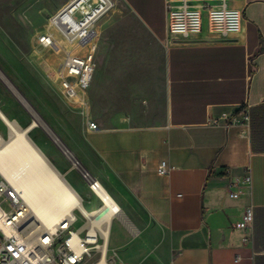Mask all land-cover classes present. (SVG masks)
I'll use <instances>...</instances> for the list:
<instances>
[{
    "label": "crops",
    "instance_id": "0c3cea01",
    "mask_svg": "<svg viewBox=\"0 0 264 264\" xmlns=\"http://www.w3.org/2000/svg\"><path fill=\"white\" fill-rule=\"evenodd\" d=\"M166 1L113 0L97 25L139 19L167 44L166 123L98 124L66 139L120 207L108 243L116 264H264V0L229 3L243 14L239 33L212 36L205 18L188 40L170 36ZM248 166L251 183L231 197ZM250 205L252 226L238 228Z\"/></svg>",
    "mask_w": 264,
    "mask_h": 264
},
{
    "label": "rangeland",
    "instance_id": "374dc122",
    "mask_svg": "<svg viewBox=\"0 0 264 264\" xmlns=\"http://www.w3.org/2000/svg\"><path fill=\"white\" fill-rule=\"evenodd\" d=\"M67 1L0 0V107L24 127L38 121L30 136L92 211L98 201L74 166L81 159L66 136L78 137L79 132L88 131L89 119L102 128L121 123L164 125L168 119L167 44L155 38L139 19H110L105 24L102 20L97 67L86 93L88 114L79 99L65 98L55 77L63 53L43 49L37 42L38 35L49 28V17ZM203 16L207 19L205 12ZM208 28L216 36L209 24ZM0 131L8 138V126L1 118ZM51 132L61 140L59 144ZM65 149L73 153V160ZM113 225L123 227L118 219Z\"/></svg>",
    "mask_w": 264,
    "mask_h": 264
},
{
    "label": "built area",
    "instance_id": "2783aa9c",
    "mask_svg": "<svg viewBox=\"0 0 264 264\" xmlns=\"http://www.w3.org/2000/svg\"><path fill=\"white\" fill-rule=\"evenodd\" d=\"M232 1L235 0H167L170 36L188 40L199 34L204 27V12L211 31L219 37L228 38L239 33L243 14L230 6ZM113 6V0H68L49 17V28L37 38L38 45L43 49L63 53V59L54 71L55 77L65 98L79 99L88 114L90 106L85 93L96 69L97 25ZM223 117L228 126L232 124V115L224 113ZM88 128L98 130L100 127L89 119ZM0 136L4 137L1 131ZM74 166L96 197L98 205L88 211L83 198L82 204L75 206L58 223L44 230L38 229L36 218L27 203L0 174V264L116 262L115 255L110 256L103 230L94 224V220L102 213L111 212V209L102 210L107 200L113 205L111 217L114 218L120 212V207L102 182L80 160ZM172 169L170 162L163 159L157 170L159 174L167 175ZM251 181L248 166L242 179H232L230 182V196L239 198ZM96 211L97 214L92 213ZM253 221L254 208L250 205L236 226L247 230ZM104 258L107 260L105 263Z\"/></svg>",
    "mask_w": 264,
    "mask_h": 264
},
{
    "label": "bare ground",
    "instance_id": "6f19581e",
    "mask_svg": "<svg viewBox=\"0 0 264 264\" xmlns=\"http://www.w3.org/2000/svg\"><path fill=\"white\" fill-rule=\"evenodd\" d=\"M0 118L9 129L8 138L0 136V174L27 203L36 218L38 229L52 227L68 211L82 204L83 197L30 136V131L39 125L37 120L24 127L20 120L11 118L1 107ZM51 135L59 144L61 140L52 132ZM65 153L73 160L72 152L65 149ZM112 208V203L107 200L102 210L111 209L112 212ZM111 212L102 213L94 220V224L103 230L108 243L113 230ZM92 213L97 214L98 211ZM105 262L106 258L103 260Z\"/></svg>",
    "mask_w": 264,
    "mask_h": 264
},
{
    "label": "trees",
    "instance_id": "16d2710c",
    "mask_svg": "<svg viewBox=\"0 0 264 264\" xmlns=\"http://www.w3.org/2000/svg\"><path fill=\"white\" fill-rule=\"evenodd\" d=\"M260 51H261V50H258V51L256 52V54H258Z\"/></svg>",
    "mask_w": 264,
    "mask_h": 264
}]
</instances>
